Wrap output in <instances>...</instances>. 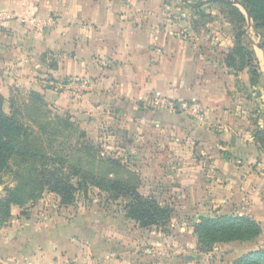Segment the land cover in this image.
Segmentation results:
<instances>
[{
  "label": "crops",
  "instance_id": "1",
  "mask_svg": "<svg viewBox=\"0 0 264 264\" xmlns=\"http://www.w3.org/2000/svg\"><path fill=\"white\" fill-rule=\"evenodd\" d=\"M190 8L178 0H0V69L14 78L3 89L30 88L83 120L88 131L114 134L115 151L127 155L128 176L152 185L142 195L159 185L173 197L166 202L176 201L178 214L169 208L174 220H185L191 249L200 217L254 219L257 239L213 247L250 246L235 260L264 250V150L256 139L264 130V76L253 49L255 85L248 69L228 67L232 36L216 27L212 13L205 22ZM121 216L99 236L105 246L115 244L107 251L93 246L95 239L92 245L90 225L63 216L15 219L24 229L1 240L0 264H138L140 254L125 243L138 240V227ZM26 229H34V248H27Z\"/></svg>",
  "mask_w": 264,
  "mask_h": 264
},
{
  "label": "rangeland",
  "instance_id": "2",
  "mask_svg": "<svg viewBox=\"0 0 264 264\" xmlns=\"http://www.w3.org/2000/svg\"><path fill=\"white\" fill-rule=\"evenodd\" d=\"M180 4L186 5L193 12L201 16L200 18L207 22L211 20L210 13L214 16L216 27L220 31H228L229 36L233 38L234 33L238 32L239 24L232 23L230 19L229 11L220 4L215 2H224L228 0H178ZM190 1L191 3H188ZM237 3L231 4L236 7L245 17V22L242 25V30L246 33L244 44L249 48L260 54V49L264 52L262 45H264V29L255 30L254 24L251 21L248 11L242 6L240 0H234ZM194 2L197 5L192 6ZM203 5V10L200 6ZM191 11V10H190ZM206 11L209 13L206 15ZM234 44V42H233ZM259 56V63L261 74L264 76V56ZM261 57V58H260ZM11 69V67H9ZM258 68V65H257ZM12 70L0 69V95L4 98L5 102L3 110L5 113L10 112L9 99L14 97L17 100V108L20 110L23 124L33 128L37 142L43 153L47 154L51 159V163L54 166L71 167L75 168L81 173L72 177V182L76 186L75 200L70 205H63L60 199L54 194L47 191L41 193L39 197L33 201L28 202L23 207H12L11 216L4 222L0 221V242L5 240L8 242L18 236V233L24 229L18 230V226L13 224L15 219L19 222H38L44 216L52 218L64 217V219L70 220L81 225H90L91 231L87 236L96 248L106 247V251L113 250L115 244L110 242L105 246L103 238L99 237L104 229H108V221L115 219V216H121L125 221H132L125 215L124 206L128 202L126 199L116 195L109 185L104 184L107 181H122L131 185L137 189L142 195L146 189V185H150L144 180H133L128 176L127 169H131L126 166L127 159L122 152L115 151L116 140L114 143V134L107 132L105 129L94 128L92 131H88L84 127L83 120L72 118L67 111L58 109L54 104L46 102L39 92L32 91L30 88L16 85L15 87L6 88L4 85L7 80H13L14 78L10 74ZM2 92V93H1ZM31 93L39 94L41 102H37L30 98ZM264 100V90L263 99ZM264 106V102H262ZM109 133V134H108ZM113 138V139H112ZM119 152L121 153L120 155ZM118 153V154H117ZM116 162V163H115ZM30 164L29 162L22 163L19 159H11L9 161V167L3 173L2 184L0 185V199L5 196V189L15 185L16 174ZM37 164H39L37 162ZM38 166V165H37ZM132 174V173H131ZM87 176L86 181H83V176ZM90 178V179H89ZM93 180V181H92ZM96 180V181H94ZM97 183V186L94 185ZM87 184V185H86ZM100 184V185H98ZM109 184V183H108ZM160 184V183H158ZM149 186V187H150ZM83 187V188H82ZM162 186L157 185L150 191H154L153 194L150 191L144 197L154 198L160 206L175 207V202H166V199L171 197L164 196V192L161 189ZM173 198V197H172ZM171 198V199H172ZM178 214L177 208H172ZM175 214H172L171 225L172 231L169 228V223L165 227H152L153 230H162V233H154L150 231H143L151 228H140L136 224L139 230L138 240H126L127 248L140 256V259L136 260L138 264H233L236 260L235 257L246 253L251 250L244 247L243 249L236 246L233 247H215L209 253H200L197 249L190 246L192 244V237L186 229V224L183 219L182 223L177 220ZM184 218V216H183ZM62 219V218H61ZM182 220V219H181ZM11 222V223H10ZM182 224V226H181ZM180 225V227H179ZM15 226V229H14ZM25 241H29L27 246L34 248V229H26ZM17 235V236H16ZM148 236H152V239ZM161 238V239H160ZM151 239V240H150ZM161 241H160V240ZM159 240V241H158ZM160 245H156L159 244ZM13 244V243H10ZM187 244V245H186ZM182 247L185 251H182ZM13 248L9 247L8 252ZM147 252V253H146ZM149 252V253H148ZM160 252V253H158ZM100 252H98L99 254ZM109 253V252H108ZM178 254V255H176ZM203 254V255H200ZM206 254V255H205ZM108 256V254H107ZM104 259L103 256H101ZM18 264V263H16Z\"/></svg>",
  "mask_w": 264,
  "mask_h": 264
},
{
  "label": "trees",
  "instance_id": "3",
  "mask_svg": "<svg viewBox=\"0 0 264 264\" xmlns=\"http://www.w3.org/2000/svg\"><path fill=\"white\" fill-rule=\"evenodd\" d=\"M240 2L248 11L254 29H264V0H240ZM215 3L229 11L232 23L236 21L239 24L238 32L234 33L233 48L226 55L225 63L235 72L248 69L250 84L255 85L259 77L258 68L253 51L243 42L246 33L241 27L245 17L229 3ZM262 47L264 49V45ZM30 98L42 103L39 94L31 93ZM4 102V98L0 95V185L11 159L16 158L22 163L30 164L16 174L15 185L5 189V196L0 199V221L4 222L10 218L12 207H23L44 191L54 193L63 205L72 204L76 193L72 177L81 172L75 168L64 167L62 164L60 167L54 166L49 156L43 153L38 145L34 129L21 121V112L16 107L17 100L14 97L9 99L8 114L3 110ZM256 139L264 150V130L256 131ZM86 178H88L86 175L83 176V181L87 182ZM104 184L109 185L116 195L128 201L124 206L125 216L140 228H160L169 223L172 209L168 206H160L154 198L142 196L137 189L122 181H107ZM94 185L97 186V183ZM193 233L196 236L197 251L208 253L216 244L252 242L261 234V228L254 219L246 215H215L200 217L193 226ZM233 264H264V250L259 249L243 255Z\"/></svg>",
  "mask_w": 264,
  "mask_h": 264
},
{
  "label": "built area",
  "instance_id": "4",
  "mask_svg": "<svg viewBox=\"0 0 264 264\" xmlns=\"http://www.w3.org/2000/svg\"><path fill=\"white\" fill-rule=\"evenodd\" d=\"M166 106H168V105L166 104ZM170 107H173V106L170 105ZM181 109L189 110V111H191L192 114H198L197 108L191 104H188V103H182Z\"/></svg>",
  "mask_w": 264,
  "mask_h": 264
},
{
  "label": "water",
  "instance_id": "5",
  "mask_svg": "<svg viewBox=\"0 0 264 264\" xmlns=\"http://www.w3.org/2000/svg\"><path fill=\"white\" fill-rule=\"evenodd\" d=\"M218 1H220V0H218ZM227 3H229V4H236L237 2L236 1H234V0H228V1H226Z\"/></svg>",
  "mask_w": 264,
  "mask_h": 264
}]
</instances>
